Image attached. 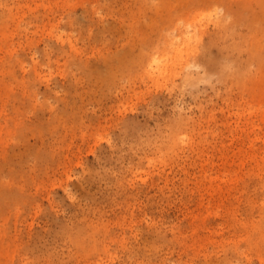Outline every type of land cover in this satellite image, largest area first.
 <instances>
[{"label": "rangeland", "instance_id": "obj_1", "mask_svg": "<svg viewBox=\"0 0 264 264\" xmlns=\"http://www.w3.org/2000/svg\"><path fill=\"white\" fill-rule=\"evenodd\" d=\"M263 1L0 0V264H264Z\"/></svg>", "mask_w": 264, "mask_h": 264}, {"label": "bare ground", "instance_id": "obj_2", "mask_svg": "<svg viewBox=\"0 0 264 264\" xmlns=\"http://www.w3.org/2000/svg\"><path fill=\"white\" fill-rule=\"evenodd\" d=\"M264 2V1H263ZM261 4H264V3H261ZM215 5V4H214ZM213 4H208V6H205L206 7V9H204V10H201V11H199L198 13H197V15H196V18H198V19H200V20H202V19H206V18H209V20H215L216 19V23H218V24H223V23H225L226 22V19H224L222 16H220L219 14H220V12H219V9H218V7H217V5H215L214 6ZM264 7V6H263ZM262 8V7H261ZM262 10H263V13H264V8H262ZM223 19V20H222ZM251 21V20H250ZM252 21H253V19H252ZM220 25V26H221ZM180 26V27H179ZM178 27L176 26L175 27V29H180V30H178L179 32H177L176 34L179 36H177V37H175V38H172L171 39V41L173 40V39H176V38H178V39H176V41L174 40L173 42L174 43H172V42H170L172 45H174L175 44V42H178L177 40H182L183 39V41H184V44L186 43H190V40H191V38H192V32L194 33V24H193V22L190 20V22H187V23H184V25H179ZM224 28V27H223ZM193 30V31H192ZM181 31V32H180ZM197 31H195V34L194 35H196L197 33H196ZM174 33V32H173ZM172 33V34H173ZM175 34V33H174ZM193 35V36H194ZM254 35H256L255 33H254ZM254 35H253V37H254ZM176 36V35H175ZM197 36V35H196ZM171 37H173V35L171 36ZM193 39V38H192ZM180 42V41H179ZM182 42V41H181ZM183 44V43H182ZM182 44H180V45H182ZM171 45V46H172ZM178 46V45H177ZM183 47H176V46H172L171 47V49L172 50H174L175 51V53H176V55H179V56H181L182 54H183V49H182ZM261 48V47H260ZM260 48H256L257 50H259ZM257 50H253V49H251V51H252V53H254V54H259V56H260V51H257ZM262 50V49H261ZM253 51H255V52H253ZM256 51H257V53H256ZM261 58H262V55L260 56ZM151 58H152V61L154 62L153 64H151V67H153V66H156L155 64H157L158 65V57L156 56V55H152L151 56ZM177 61L179 60V61H181V57H178L177 59H176ZM251 60H252V58H251ZM260 60V59H259ZM252 61H255V60H252ZM252 61H251V63H252ZM176 61H173V64L175 63ZM259 62V61H258ZM259 63H261V62H259ZM172 64V65H173ZM175 64H177V63H175ZM261 64H263V63H261ZM174 66V65H173ZM175 66H177V65H175ZM245 70H246V68H245ZM252 71V70H251ZM246 72H248L247 70L244 72V73H246ZM235 73H233L232 75H234ZM236 75V74H235ZM236 76H238V77H240L241 78V76L238 74V75H236ZM237 77V78H238ZM259 97L260 98H262V99H264V87H263V90H261V91H259ZM262 102V101H261ZM261 118H262V120L264 121V113H262L261 115ZM261 129V128H260ZM245 130H247V131H249L250 132V128H246ZM244 155H245V153H244ZM243 157V156H242ZM243 159H244V157H243ZM242 158H241V160H243ZM242 162H244V160L242 161ZM216 191H222V189H215L214 190V194L213 195H216V196H220L222 193H220V192H216ZM263 219H264V216H263ZM1 254V256H5L6 258H7V255H6V253H0Z\"/></svg>", "mask_w": 264, "mask_h": 264}]
</instances>
